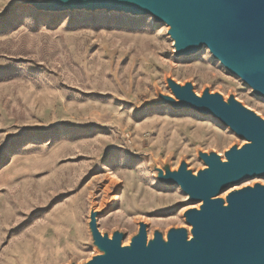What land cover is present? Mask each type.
<instances>
[{
	"label": "rangeland",
	"instance_id": "obj_1",
	"mask_svg": "<svg viewBox=\"0 0 264 264\" xmlns=\"http://www.w3.org/2000/svg\"><path fill=\"white\" fill-rule=\"evenodd\" d=\"M170 30L151 13L0 0V264H94L109 255L97 234L130 253L142 233L149 251L170 232L198 244L186 213L204 199L167 178L250 142L191 98L264 123V96L204 45L177 54ZM256 188L264 175L209 200Z\"/></svg>",
	"mask_w": 264,
	"mask_h": 264
},
{
	"label": "water",
	"instance_id": "obj_2",
	"mask_svg": "<svg viewBox=\"0 0 264 264\" xmlns=\"http://www.w3.org/2000/svg\"><path fill=\"white\" fill-rule=\"evenodd\" d=\"M52 9L109 7L134 13H151L171 26L177 54L206 46L232 74L264 96V0H46ZM206 106L223 123L250 144L230 151L226 162L208 160L209 170L198 179L173 175L188 200L204 199L200 213L188 211L194 241L183 245V234L170 232L167 247L155 242L149 251L145 234L133 244L132 253L118 241L96 239L109 255L94 264H264V188L244 189L226 198L227 209L209 200L223 187L247 177L264 175V123L233 108L217 97L191 98ZM214 115V116H215ZM216 116V117H217ZM217 117V118H218Z\"/></svg>",
	"mask_w": 264,
	"mask_h": 264
},
{
	"label": "bare ground",
	"instance_id": "obj_3",
	"mask_svg": "<svg viewBox=\"0 0 264 264\" xmlns=\"http://www.w3.org/2000/svg\"><path fill=\"white\" fill-rule=\"evenodd\" d=\"M46 0H39V2H45ZM213 115H215V113H213ZM217 116V115H215ZM218 117V116H217ZM219 118V117H218ZM118 181V180H117Z\"/></svg>",
	"mask_w": 264,
	"mask_h": 264
}]
</instances>
